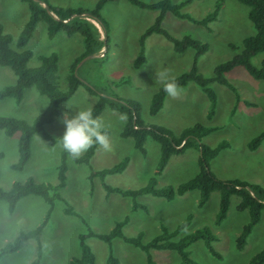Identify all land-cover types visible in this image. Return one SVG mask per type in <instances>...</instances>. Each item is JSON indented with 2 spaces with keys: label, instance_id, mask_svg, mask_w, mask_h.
Masks as SVG:
<instances>
[{
  "label": "rangeland",
  "instance_id": "rangeland-1",
  "mask_svg": "<svg viewBox=\"0 0 264 264\" xmlns=\"http://www.w3.org/2000/svg\"><path fill=\"white\" fill-rule=\"evenodd\" d=\"M96 0H48L52 5L61 7L92 8ZM156 2L158 0H142ZM178 2L180 0H170ZM218 8L214 18L201 25L186 19H179L166 13L161 27L175 37L189 36L207 44V49L195 62L197 70L205 77L212 76L215 64L226 60L241 48L242 39L253 33L247 18V7L235 0H192L182 7V11L195 19H200ZM106 24L105 37L99 25L103 42L102 52L79 60L75 65V74L82 81L74 93L60 103L61 113L75 115L78 110L90 107L96 99L91 93L97 90L103 95H115L139 102V117L144 124L164 126L174 135L194 123L214 126L215 130L203 136L200 142L213 146L221 140L227 142L208 163L211 172L220 179H239L257 184L264 188V139L254 150H249L247 142L264 128V79L250 77L241 67L233 68L225 77L239 95L235 104L234 93L218 83L209 86L216 95V107L211 119L206 118L208 100L194 82H188L179 97L166 95L161 109L154 115L148 114L151 94L160 86L155 84L157 70L169 69L172 76L187 71L193 61L194 50L187 48L182 53L172 50L171 44L160 34L152 33L144 42L145 62L133 66L138 52V36L152 21L157 10L139 8L126 0L107 1L99 10ZM28 17L26 4L21 0H0V25L5 33L16 38ZM234 45V49L230 47ZM13 47V45L11 44ZM24 48L31 51L26 62L29 68L39 64L38 57L55 53L57 56V83L61 90L66 88V75L72 61L82 52L79 34L66 35L57 32L52 38L46 35L45 24L40 21L34 27L31 37ZM264 58V51L251 58L252 65L259 67ZM15 75L8 67H0V89L13 83ZM87 85L89 88H87ZM69 103L71 106L68 107ZM47 98L40 95L34 87L24 89L22 98L0 99V116H11L31 122L44 109ZM235 108L232 110V107ZM121 114L105 107L96 116L108 130L110 147L97 146L88 163H75L66 159L65 181L62 187L52 190L54 194L50 216L39 235L41 246L38 264H65L72 257L79 256L78 235L91 230L106 233L113 224L127 217L121 227L127 237L141 234L143 242L161 233V226L172 231L187 215L191 219L169 240L206 227L216 237L212 243L219 257L211 255L202 239H197L188 246L189 257L195 264H246L264 243V212L252 228L242 249L234 246V239L241 226L248 220L246 210H236L238 198L230 197L229 207L224 220L214 224L217 210L218 193H210L207 201L197 206L198 190H190L176 195L171 200L151 194H140L135 201L143 204L145 210H131V198L118 193L105 196L98 177L88 178L90 171L110 167L127 156L125 168L118 173L107 174L104 182L121 189H137L148 183L153 176L158 159V144L147 137L144 142L146 154L141 156L132 145L130 138H121L119 131L123 121ZM60 116L43 126V131L51 137L64 134L65 125L60 123ZM17 134L5 135L0 130V187L7 189L13 182H22L31 178L36 182L57 184V166L60 145H50L40 132L32 135L30 157L20 170L10 167L17 160ZM198 152L193 147L185 148L181 154L171 155L162 172L156 175L154 187H175L191 178L198 169ZM44 200L36 195L21 197L12 213L6 211V204L0 201V247L20 232L34 228L43 218L46 210ZM69 207L74 214L64 212ZM85 243L93 255V264H106L109 253L116 259V264H146V254L138 248L124 243L120 238H113L110 247L96 237L87 236ZM36 241L26 240L21 247L11 254L0 258V264H29L36 255ZM111 249V250H110ZM111 251V252H110ZM152 264H178L179 257L174 250L150 249Z\"/></svg>",
  "mask_w": 264,
  "mask_h": 264
},
{
  "label": "trees",
  "instance_id": "trees-1",
  "mask_svg": "<svg viewBox=\"0 0 264 264\" xmlns=\"http://www.w3.org/2000/svg\"><path fill=\"white\" fill-rule=\"evenodd\" d=\"M28 9V17L23 23L19 33L13 40L12 36L5 33L0 25V67H8L15 75L13 83L6 85L0 89V99L5 97L13 98L19 101L22 98L24 89L34 87L36 91L47 98V104L31 122L11 117L0 116V130L5 135L11 136L17 134V160L10 165L12 169L20 170L26 164L30 157V142L35 132H40L44 140L50 145L58 143L60 145L59 163L57 166V184L52 186L47 183L36 182L31 178H27L22 182H13L7 189L0 187V201L6 204V211L12 213L15 209L16 202L23 196L32 194L41 197L47 207L41 221L32 229L20 232L17 236L7 241L0 247V258L6 254L17 251L21 245L28 239L36 241V255L29 264H38L41 246L39 244V235L42 228L46 224L53 204L54 194L50 193L56 188L62 187L65 181L66 159L70 157L75 163H88L94 154L97 145L83 152L78 157H72L66 152L62 146L60 135L51 137L43 131V126L52 122V120L61 114L60 103L67 100L76 90L82 81L75 74V65L83 57L90 55L95 56L100 53L103 47L99 30L91 20H94L101 28L104 37L106 32V24L99 14L101 7L110 0H96L92 8L83 7H61L52 5L48 0H21ZM131 5L139 8L157 10L153 21L144 28L138 36V52L133 61V66L138 67L145 62L144 42L147 36L152 33L162 35L170 44L176 53H182L187 48L194 50L191 67L175 76L177 83L183 88L188 82H194L197 87L204 93L208 100V109L206 118H212L216 107V95L210 83L215 82L225 86L234 93L235 104L240 101L239 95L234 87L225 77V74L233 68L241 67L250 77L254 79H264V58L261 60L259 67L252 65L251 58L256 54L264 51V0H235L236 2L247 7V18L250 21L253 33L245 36L241 45L242 48L238 53L233 54L226 60L220 61L214 65L211 77L203 76L196 68V59L206 51L207 44L191 38L182 36L175 38L171 36L167 30L161 27V22L166 13H170L179 19H186L201 25H206L211 21L218 8V3L211 13L206 14L200 19L191 17L188 13L182 11V7L188 5L192 0H180L171 2L170 0H158L156 2H144L142 0H126ZM43 3L44 5H41ZM91 19V20H90ZM44 22L46 35L52 38L57 32H63L66 35L79 34L82 44V52L76 57L69 66L66 75V88L59 89L56 77L57 56L55 53L40 55L38 57L39 64L36 67L29 68L26 66L27 60L31 56V51L24 48L27 41L32 35L34 27L38 22ZM13 45V47L11 46ZM234 49V45H230ZM105 56V50L103 55ZM89 88L87 85H85ZM91 93L96 95V99L90 106L93 109L94 117L98 116L107 106L121 115H125L127 119L123 121L119 131L121 138H130L135 150L141 155L146 154L144 142L150 137L158 144V159L155 164L153 176L150 177L148 183L140 188L121 189L116 186L108 185L104 182V176L107 174L121 172L127 162V156L110 167L100 170L90 171L88 178L98 177L101 186L104 189L105 196L110 193H118L122 196L131 198V210L143 209L144 205L135 201V197L140 194H151L157 197H163L166 200L173 199L176 195H182L190 190H198L197 206H202L208 199L211 192L218 193L217 210L214 216V224L218 225L226 217L230 197L232 195L238 198L235 206L236 210H246L248 212V220L241 226L238 234L234 239V246L240 250L246 243V238L250 234L254 225L260 220L261 213L264 212V188L257 184L249 183L239 179L223 180L215 176L208 167V163L223 148L227 147V142L219 141L213 146L200 142L201 138L211 131L215 130L214 126H206L200 123H194L185 127L178 135H174L164 126L157 124H144L139 117L140 104L133 99H124L115 95H103L97 90ZM167 93L160 85L150 96L148 104V114H156L162 107L164 98ZM235 105L232 107V110ZM108 134V130L104 129ZM264 139V128L252 137L246 144L249 150L256 149ZM193 147L198 152V169L197 172L187 180L179 183L175 187L166 186L161 188L154 187L156 175L160 174L167 164L171 155L181 154L185 148ZM69 207H64V212L74 214ZM191 219V214H187L172 231H167L161 226V233L157 234L147 242L141 240V234L127 237L122 234L121 227L127 221V217L116 221L106 233H95L87 230L86 233L78 235V246L80 249L79 256L72 257L65 264H93L94 259L90 248L85 243L87 236L96 237L105 242L109 247L113 238H120L124 243L140 249L146 254V264H152L153 260L149 255L150 249L156 250H174L179 257L178 264H195L189 257L188 246L197 239H202L206 250L214 257L219 254L214 249L212 243L215 241V235L206 227L190 232L177 240H169L168 237L174 236L181 228H183ZM111 250V249H110ZM111 252V251H110ZM106 264H116V259L109 253ZM246 264H264V243L262 247L249 258Z\"/></svg>",
  "mask_w": 264,
  "mask_h": 264
},
{
  "label": "clouds",
  "instance_id": "clouds-1",
  "mask_svg": "<svg viewBox=\"0 0 264 264\" xmlns=\"http://www.w3.org/2000/svg\"><path fill=\"white\" fill-rule=\"evenodd\" d=\"M41 5L44 4L41 3ZM94 25L97 27L96 24ZM102 50L104 51L103 47ZM155 84L162 85L163 90L172 98L179 97L182 91L169 69L156 71ZM70 106L71 103H69L68 107ZM59 119L60 123L65 125V131L61 138L62 146L72 157L80 156L83 152L97 144L105 149L110 147L108 135L104 131V123L99 117H94L91 107L81 108L75 115H70L69 112L64 111L61 113ZM119 119L125 121L127 117L120 115Z\"/></svg>",
  "mask_w": 264,
  "mask_h": 264
},
{
  "label": "water",
  "instance_id": "water-1",
  "mask_svg": "<svg viewBox=\"0 0 264 264\" xmlns=\"http://www.w3.org/2000/svg\"><path fill=\"white\" fill-rule=\"evenodd\" d=\"M89 57H91V56H90V55H87V56L83 57V58L81 59V61L84 60V59H86V58H89Z\"/></svg>",
  "mask_w": 264,
  "mask_h": 264
}]
</instances>
